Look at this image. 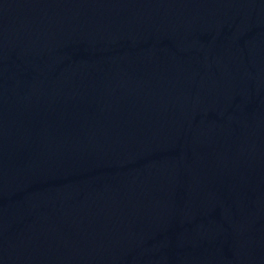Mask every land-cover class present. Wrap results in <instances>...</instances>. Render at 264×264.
<instances>
[{
  "label": "water",
  "instance_id": "water-1",
  "mask_svg": "<svg viewBox=\"0 0 264 264\" xmlns=\"http://www.w3.org/2000/svg\"><path fill=\"white\" fill-rule=\"evenodd\" d=\"M0 264H264V0H0Z\"/></svg>",
  "mask_w": 264,
  "mask_h": 264
}]
</instances>
